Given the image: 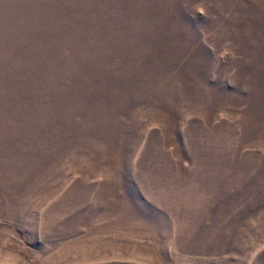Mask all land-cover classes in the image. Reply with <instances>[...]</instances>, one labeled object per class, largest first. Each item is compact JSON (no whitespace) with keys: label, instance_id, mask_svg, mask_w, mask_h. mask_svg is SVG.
<instances>
[{"label":"rangeland","instance_id":"rangeland-1","mask_svg":"<svg viewBox=\"0 0 264 264\" xmlns=\"http://www.w3.org/2000/svg\"><path fill=\"white\" fill-rule=\"evenodd\" d=\"M0 264H264V0H0Z\"/></svg>","mask_w":264,"mask_h":264}]
</instances>
